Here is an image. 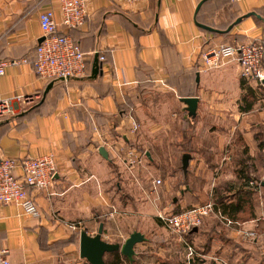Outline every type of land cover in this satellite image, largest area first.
Wrapping results in <instances>:
<instances>
[{"label": "crops", "instance_id": "1", "mask_svg": "<svg viewBox=\"0 0 264 264\" xmlns=\"http://www.w3.org/2000/svg\"><path fill=\"white\" fill-rule=\"evenodd\" d=\"M199 1L144 0L128 5L87 0V17L80 28L59 27L84 52L86 73L63 81L40 78L32 65L43 35L38 14L52 8L59 20L58 0H0V61L6 62L0 97L12 98L10 111L0 117V153L13 159L51 154L57 170L46 189L30 190L38 216L25 214L16 203L0 206V246L8 248L10 264H89L79 255V231L85 228L94 235L100 223L102 237L110 242L124 241L133 230L143 233L145 239L134 244L131 258L121 253L122 264L179 258L181 264H188L182 237L158 216L170 213L163 211L167 207L161 205L159 195L151 196L155 183L151 187L141 178L145 166L155 167L161 160L168 165L163 170L166 187L180 191L177 199L171 196L174 209L217 196L234 202L241 190H247L254 201L258 190L251 179L245 184L238 170L247 157L251 176V160L260 150L258 132L243 119L264 124V107L255 100L251 109L243 111L244 79L237 64L229 61L207 70L200 53L221 43L264 42V0H205L195 14ZM238 17L241 20L227 30ZM195 21L221 32H210ZM99 54L104 59L98 60L99 72L93 77V59ZM151 93L157 96L154 102ZM191 96L197 98L194 116L188 115L180 98ZM167 98L172 100L165 102ZM173 111H179L180 123L172 124ZM224 120H237L232 130L236 127L239 132L203 139L196 130L190 136L184 128L188 121L220 124ZM132 121L137 126L153 125L148 130L168 135L160 143L164 147L159 149L157 138L148 139L139 128L133 132ZM181 141L192 150H182ZM100 146L108 152L106 157ZM130 147L142 154L133 169L121 160ZM184 153L190 154L186 170L181 166ZM175 157L178 162L173 165ZM15 171L22 173L20 166ZM254 206L253 215L239 210L247 216L239 222L258 229L264 213ZM66 221L78 222L80 230L70 229ZM184 239L196 248L195 264H220L215 256L228 264H252L258 258L257 242L240 237L215 215Z\"/></svg>", "mask_w": 264, "mask_h": 264}, {"label": "built area", "instance_id": "2", "mask_svg": "<svg viewBox=\"0 0 264 264\" xmlns=\"http://www.w3.org/2000/svg\"><path fill=\"white\" fill-rule=\"evenodd\" d=\"M86 1L58 0L59 20L56 19L52 8L38 14L39 26L43 35L42 40L35 46L36 57L32 65L40 78L66 81L70 77L85 75L84 52L68 33L60 32L59 27L64 29L80 28L87 17ZM110 1H118L129 5V3L144 0ZM263 53V42L251 39L211 46L201 51L200 59L207 70L234 61L238 66L239 75L242 79L253 80L261 84V80L264 78ZM103 59V55L99 54L98 60L102 61ZM5 64L4 60L0 61V75L4 72ZM19 97L18 95L16 98ZM261 102L264 107V97ZM11 104L12 98L0 97V117L10 111ZM138 127L132 121L131 130L135 132ZM124 152L121 160L127 168L133 169L141 162L142 154L137 153L133 147L127 148ZM17 166H20L21 174L15 171ZM56 173L57 170L51 154L13 159L0 153V206L16 203L25 214L38 216L39 208L35 201V195L30 190L31 188L36 191L46 189ZM154 183L159 184L160 179H155ZM251 183L253 185L257 184L255 180H251ZM255 188L258 190L259 186ZM210 215H215L226 227H232L240 237L256 241L257 245L259 243V264H264V224L261 230L257 229L255 225L246 227L244 222L234 220L228 214L222 213L220 209H216L215 201L211 197L204 203H195L189 208L178 211V213L164 214L161 212L158 214L170 231L182 237L184 246L187 249L186 261L188 264H192L191 262L196 255V248L184 239L185 235L190 233L194 227L197 228L202 225ZM65 224L72 230H80L78 222L66 221ZM8 253V248L0 246V264H10ZM214 259L220 264H228L221 257L215 256Z\"/></svg>", "mask_w": 264, "mask_h": 264}, {"label": "rangeland", "instance_id": "3", "mask_svg": "<svg viewBox=\"0 0 264 264\" xmlns=\"http://www.w3.org/2000/svg\"><path fill=\"white\" fill-rule=\"evenodd\" d=\"M97 60H98V57H97ZM263 67H264V61H263ZM154 93H156V92H154ZM156 98H157V96L155 94L151 93L149 99L152 102H154V99H156ZM158 99H160V98H158ZM260 99H261V97H260ZM171 100L172 99H168L167 98L165 100V102H170ZM174 103H175V106L172 105V103H171V107H173V108L176 107L177 100H175ZM155 114L157 116H159V117L162 115V113L159 112V111H155ZM171 117L174 119V121H173L172 124L180 123L179 121L181 119V115L179 114V111H177V112L176 111L171 112ZM262 119L264 121V118H262ZM255 120L256 119H247V118L246 119H243V121L244 122H247V125H249L248 127H250V128L253 129V132L254 133L256 131H259V130H263L264 131V124H260L259 125L258 122H254ZM181 123H185V122H181ZM188 123L190 125L184 127L186 129L185 131L187 132V134L189 133V135L192 136V132L194 130H196L198 134L195 133V132L194 133L197 134V135H200L199 136L200 138H203V136L204 137H208L210 135V137L212 139L213 136H218V135H221V134L222 135H224V134H230L231 135V134H236V133L239 132L236 127L232 130V126L234 124L236 125V123H238L237 120H224V122H222L220 124L217 121H215V123L213 121H207V122H191L192 124L190 123V121H188ZM195 124H197V127H195ZM185 125H187V124H185ZM191 125H194V128L191 127ZM200 125H201V127H200ZM152 126L153 125H143V126H139L138 128H139V130H142V133H145V135H147V138L148 139H150L151 137H153L152 139L157 138V141H155V142L158 143V148L159 149L160 148L162 149L164 147V145L163 146H160V143L162 142V140L164 138L166 139V136H168V135L164 134L160 130L159 131H152L151 130L152 131L151 132L148 129L149 128H152ZM152 142L154 143V140H152ZM174 159L175 160H174L173 165H176V163L178 162V159L176 157ZM260 160H261L260 152H257V155L254 158H252V160H251V164H252V166H251V172H250L251 173V177H253V179L257 183H261V181H264V164H263L262 160H261V162H260ZM154 164H155V167L156 168L153 167V166H151V165L145 166L144 171L141 173L142 181L145 182L147 185H151V187H152V185L154 183V180L155 179H160V183L159 184L158 183H155L154 184L156 186V188L152 187V189H151V192H152L151 196H153V195L154 196H157V195L160 196L161 205L167 207V208H163V211L164 212H166V213L174 212L177 209H174V205H173L174 202H173V199L171 198V196L173 195L177 199V197L180 195V191H179V189L177 190V192H176V190L175 191L174 190L171 191V190H169L166 187V183H167V180L166 179L167 178H165L166 177V174H164L165 172L163 173V170H166L167 171V169H168L167 166L168 165L165 164V162H163L162 160H161L160 164H158V163H154ZM163 166L166 167V168H164ZM169 167H171V169H172L173 166L169 165ZM177 173L179 175V178H178L179 181L182 182L183 181V178H182L183 175H182V173H181V171L179 169L176 170V174ZM168 186H169V184H168ZM253 197H254V201H252L253 208H255L254 205L260 206L262 213H264V188L261 186V184L259 185L258 192ZM144 199L148 201V199L146 198V196H145ZM199 202H202V201H199ZM189 206L190 205H187L185 207H189ZM185 207H183V208H185ZM263 224L260 225V227L258 229L261 230ZM150 234L151 233H149V235ZM250 244H251L250 241L247 242V245H250ZM256 247H257L256 249L259 250V243H258V246H256ZM257 253H258V258H255V259L253 258V260H255V261H252V264H259V262H260L259 261V257H260L259 251H257ZM239 261L240 260H238V262ZM179 262H180V258L177 259V261H175L174 263H179Z\"/></svg>", "mask_w": 264, "mask_h": 264}, {"label": "water", "instance_id": "4", "mask_svg": "<svg viewBox=\"0 0 264 264\" xmlns=\"http://www.w3.org/2000/svg\"><path fill=\"white\" fill-rule=\"evenodd\" d=\"M205 0H200L196 7H195V14L197 13V9L199 6L204 2ZM252 12L247 13L246 15H250ZM241 20L240 17L236 18L232 24H230L227 28L229 30L231 28V25L238 23ZM195 23L201 27L204 28L208 31H216V32H221L220 30L216 28H210L206 25H203L197 21ZM42 38L40 39V41ZM93 68L91 71V76H95L97 72H99V66L100 63L97 60V56L95 55L93 59ZM261 83L264 85V78L261 80ZM181 100L186 104V109L188 111V115L194 116L196 112V103H197V98L195 96L191 97H180ZM99 152H101L105 157L108 155V152H106L105 148L103 146L99 147ZM190 158L189 153H184L182 155L181 159V166L183 167L184 170L187 168L188 160ZM262 184L264 185V181H262ZM196 227H194L195 229ZM102 229H103V223H100L97 229V232L92 235L89 234L85 228H81L79 231V255L82 258H85L89 264H105L104 261V254L106 252H114V250L120 251L123 255H125L128 258H131L132 255L134 254V249L133 246L135 243L143 241L144 235L142 232H139L137 230H133L130 232V235L123 241H114L110 242L105 240L102 237Z\"/></svg>", "mask_w": 264, "mask_h": 264}, {"label": "trees", "instance_id": "5", "mask_svg": "<svg viewBox=\"0 0 264 264\" xmlns=\"http://www.w3.org/2000/svg\"><path fill=\"white\" fill-rule=\"evenodd\" d=\"M244 41V40H243ZM243 41H238V42H243ZM261 42L262 39H260ZM264 44V42H263ZM264 58V53H263V57ZM264 60V59H263ZM263 60H262V65H263ZM243 80V79H242ZM241 89L243 90V94H242V105L240 106V108L243 111H246L248 109L252 108V104L255 100H258L259 103L262 101V98L264 97V85L261 83H258L255 87L250 86L249 84L246 83V80L241 81ZM261 97V99H260ZM258 132L257 135V146L260 149V157L261 160L264 164V131L263 130H259L256 131ZM189 141H190V137H186ZM184 141H181V146H182V150L184 151H191L192 147L190 148H186V146L183 147ZM262 155V156H261ZM260 160V162H261ZM247 161V157H244V159L241 160L240 163V168L238 170V174L240 175V177L244 178L245 184H248L249 180H254L253 177L249 176V165L246 164ZM261 186L264 188V185L262 184V182L260 183ZM259 183H257L256 185H253L254 187H258L260 185ZM244 191V190H243ZM242 190L238 192L237 194V200L234 202H227L224 201L222 198H217L214 197L215 202L216 203H220L219 204H215V208L216 209H220L222 213L224 214H228L232 219L234 220H242L244 217H247L246 215H241L239 212V210L241 211L242 209H244L247 213H250L249 215H253V204L252 201L250 200L249 196V192L247 190H245L243 192ZM206 201H202L199 203H204ZM223 203V204H222ZM222 204V205H221ZM224 205V206H223ZM193 206V205H191ZM189 206V207H191ZM189 207H185V208H189ZM185 208H181L178 210H175L174 212H170V214L172 213H178V211L185 209ZM243 210V212H244ZM242 222V221H241ZM261 224H259L258 228L260 227ZM104 261L105 264H122V255L120 253V251L118 250H114V252H106L104 254ZM192 264H195L192 260L191 262ZM157 264H181V262L179 263H174V262H170L166 259L163 260H159Z\"/></svg>", "mask_w": 264, "mask_h": 264}]
</instances>
